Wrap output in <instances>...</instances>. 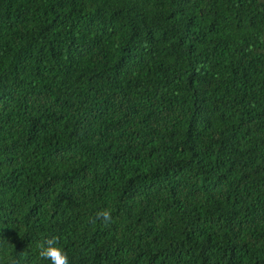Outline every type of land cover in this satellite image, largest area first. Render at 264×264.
Here are the masks:
<instances>
[{"label": "trees", "instance_id": "trees-1", "mask_svg": "<svg viewBox=\"0 0 264 264\" xmlns=\"http://www.w3.org/2000/svg\"><path fill=\"white\" fill-rule=\"evenodd\" d=\"M53 236L264 264V0H0V264Z\"/></svg>", "mask_w": 264, "mask_h": 264}, {"label": "clouds", "instance_id": "clouds-1", "mask_svg": "<svg viewBox=\"0 0 264 264\" xmlns=\"http://www.w3.org/2000/svg\"><path fill=\"white\" fill-rule=\"evenodd\" d=\"M112 210L105 208L98 210L92 222L99 221L103 226H108L112 222ZM38 255L42 260H47L50 264H70L67 252L60 246L58 237H51L39 245ZM10 264H17L11 260Z\"/></svg>", "mask_w": 264, "mask_h": 264}]
</instances>
